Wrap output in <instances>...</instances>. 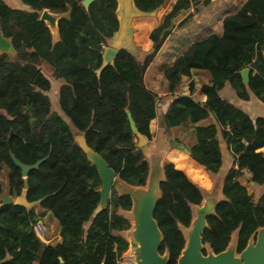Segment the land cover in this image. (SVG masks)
<instances>
[{
    "label": "trees",
    "instance_id": "obj_1",
    "mask_svg": "<svg viewBox=\"0 0 264 264\" xmlns=\"http://www.w3.org/2000/svg\"><path fill=\"white\" fill-rule=\"evenodd\" d=\"M192 1L198 0H176L149 39L154 42L170 18ZM167 2L134 0L143 12ZM28 5L31 10L0 0V32L15 49L13 56L0 53V198L4 193L15 197L23 187L12 153L24 164L42 159L26 175V199L39 203L29 209L13 203L0 207V264H120L128 248L120 232L130 223L119 211L130 210L131 197L112 186L105 208L91 219L99 201L100 178L74 141L71 127L83 134L119 180L143 186L148 162L136 147L127 112L136 130L150 139L149 123L160 98L145 86L143 73L161 44L142 59L120 49L113 63L97 74L103 46L117 29L116 0H92L87 7L82 0H34ZM44 8L68 14L57 21L60 39L53 46L48 27L39 19ZM263 51L264 0H245L236 12L223 17L220 34L191 43L163 69L166 92L173 98L162 115L164 125L184 130V140L176 141L197 165L216 174L222 165L217 125L198 124L211 112L233 159L222 178V196L202 232V243L213 253L228 246L233 232L239 253L264 228V190L253 194L240 181L247 172L254 186H264V117L252 118L219 95L228 81L240 99H247L249 90L264 103ZM41 63L59 81L58 106L70 125L51 108L47 95L51 83ZM245 67L247 83L239 73ZM195 70L209 74V81L199 87L203 102L193 100V81L188 93L179 92L182 78H191ZM162 173L153 217L162 235L159 252L167 254V264H175L185 245L181 227L190 225L192 206L202 202L203 194L172 162L162 164ZM46 212L59 224L60 241L54 244L39 239L33 228Z\"/></svg>",
    "mask_w": 264,
    "mask_h": 264
},
{
    "label": "water",
    "instance_id": "obj_2",
    "mask_svg": "<svg viewBox=\"0 0 264 264\" xmlns=\"http://www.w3.org/2000/svg\"><path fill=\"white\" fill-rule=\"evenodd\" d=\"M91 1L92 0H82V4L84 7H87ZM192 4L194 5V2ZM189 6L190 5H186L184 8L187 9ZM154 12L155 11L143 12L139 10L134 0H116L114 13L118 23L117 29L113 32L109 40V45L102 52V61L96 70L97 74H99L107 64L113 63L114 57L120 49H126L132 54L137 53V48L133 43V27L131 21L135 17L152 15ZM67 15L66 12L56 13L50 11L48 8H44L40 11L39 19L43 21L49 29L51 46L60 39L57 25L58 19L67 17ZM172 27L173 22L171 19L169 25L162 28L157 39L152 42V49H155L162 43L165 32L171 30ZM0 53H6L11 56L15 54V49L11 40L5 37L1 32ZM239 73L242 82L247 83L248 68H242ZM193 100L195 102L198 101L196 98H193ZM127 116L130 127L136 135V147L141 148L147 143V140L144 135L136 130L134 121L129 112H127ZM72 135L74 141L84 152L86 158L95 165L100 178V186L98 188L99 201L91 214V219H93L98 212L105 208L110 188L113 186L114 182H120L121 180L117 178L115 171L107 165L101 155L87 145L80 131L76 130ZM169 143L171 147L188 151L183 144L173 139H170ZM10 157L21 171L23 176V187L20 194L15 197H10L4 193L0 199V207L5 203H13L29 209L38 204L39 200L27 201L26 191L28 185L26 175L28 171L37 168L42 159H38L32 164H24L20 162L14 154L10 153ZM251 183L253 184L254 182L251 181ZM122 193L130 195L132 200L130 214L133 224L129 231L128 243L134 264H167V254L159 252L162 235L153 217V210L158 197V180L156 182V187L149 188L148 190H146L145 187L133 188L132 186H125ZM214 204L215 203H213L210 208H202L196 218L193 221L191 220L192 225L188 232L187 241H185V245L177 257L175 264H264V228L258 229L250 240L251 242L249 241L239 253L236 252L235 243L232 246L228 244L224 250L217 253H213L210 249V252L206 251L205 254L203 253V249L205 248L207 250L208 248L202 243V232L207 226L206 217L213 211Z\"/></svg>",
    "mask_w": 264,
    "mask_h": 264
},
{
    "label": "crops",
    "instance_id": "obj_3",
    "mask_svg": "<svg viewBox=\"0 0 264 264\" xmlns=\"http://www.w3.org/2000/svg\"><path fill=\"white\" fill-rule=\"evenodd\" d=\"M3 1L12 8L31 10L28 5V2L34 0H3ZM175 1L176 0H168L167 4L164 7L155 10L154 14L152 15L140 16L132 19L131 25L133 27V43L135 38L134 32L135 35L137 34V31L135 29L138 28V30H140L141 33L140 35L143 36V42L142 45L140 46V49H138L137 45L134 43V45L137 48V53L134 55L137 58L142 59L143 57L139 54V52L142 51L143 53L146 54V52L152 50L151 48L152 44H151V40L149 39V33L153 28L159 26L162 23L164 16L171 10ZM202 1L203 0L199 2L192 1L187 9L185 8L180 9L170 18V21L172 19L173 27L168 33V35L165 37V39L163 40L159 49L152 56L151 60L147 64L143 73V82L145 86L151 89L152 91H154L155 93H157L160 98V101L158 102L157 105L156 116L149 123L151 138L147 139L145 137L147 143L140 149H141L142 157L146 159V161L148 162V173H149V168L151 166V162L154 161V159L155 161L160 159L161 173L158 181L163 176L162 164L165 161L172 162L175 165V167L181 169L182 171H185L186 166L190 165V163H195L189 157L188 151L170 146L169 140L173 139L176 141L177 137L174 135V133L176 131H180V129L178 128L167 129L166 126L164 125L162 115L166 111L172 97L166 92V80L163 77V69L165 66L169 65L173 61V59L178 54H180L188 45L206 37L205 34H207L208 32L220 34L222 31L223 17L229 13L236 12L237 9L241 6V4L245 0H210V3L206 5H203ZM193 2L194 5L192 4ZM186 16L187 18H185ZM190 25L193 26L192 27L193 30H197L198 34L200 35L199 39L198 38L190 39V41H188L186 44L180 47V50L176 51L179 40H181V38L184 36L188 26ZM190 81H193L194 97L198 101L203 102L205 100V95L199 92V87L201 86V84L209 81V74L203 70H195L193 71L191 78L183 77L179 87L180 93L183 94L188 93V84ZM219 95L225 100L232 103L236 108L246 112L252 118H255L257 116L264 117V103L249 90H248V95H249L248 98L240 99L236 95L235 90L232 88L230 83L228 81H225L223 87L219 90ZM199 123L202 125L208 123H215L217 125V129H218L217 138L221 146L222 165L216 174H218L219 189L221 192L222 178L226 173V171L228 170V168L231 167L233 159L227 149L224 140L221 137L220 127L216 123L213 113L209 112L208 117L201 120ZM71 131L73 133L74 131H76V129L71 127ZM198 167L200 166L198 165ZM201 169L203 172L206 173V171L203 168ZM242 178H245L248 181V173L245 172L240 178V181L244 184ZM248 182L251 185H255L254 183L252 184L251 181ZM120 183L121 185L130 186V187L132 186L126 184L123 181H120ZM145 184L143 186H132V187L142 188L145 186ZM261 191L258 190L257 194H259ZM119 212L128 219L129 223L130 220L133 223L130 210L128 211L120 210ZM43 218L46 221L44 223L42 221ZM39 221H41L46 227V233H45L46 241L51 244L59 242L60 241L59 224L57 220L54 217H52L49 214V212H46ZM129 228L126 229L125 231L120 232L121 235L127 240V242L129 240ZM129 256H131V252L128 247L127 250L122 254V258L129 260L128 258Z\"/></svg>",
    "mask_w": 264,
    "mask_h": 264
},
{
    "label": "rangeland",
    "instance_id": "obj_4",
    "mask_svg": "<svg viewBox=\"0 0 264 264\" xmlns=\"http://www.w3.org/2000/svg\"><path fill=\"white\" fill-rule=\"evenodd\" d=\"M199 1H201V0H198V2ZM208 3H210V0ZM208 3H206V4H208ZM206 4L203 3V5H206ZM185 18H187V16ZM192 27L193 26H191V25L188 26L187 31L185 32L184 36L178 42V45H177L178 47H177L176 51L180 50V47L183 46L184 44H186L188 41H190V39H197V38L199 39L200 35L198 34L197 30H193ZM135 30L137 31V34L135 35V32H134V36H135L134 43L137 45L138 49H140V46L142 45V42H143V36L140 35L141 33H140V30H138V28ZM210 33H213V32H208L207 34H205V36L209 35ZM151 44H152V41H151ZM149 52L150 51L146 52V54ZM139 54L141 56H144L145 53H143L141 51V52H139ZM40 68H41L42 72L45 74V76L50 80V83H51V88L47 92V95L49 96L52 110L59 113L61 115V117L64 119V121L70 125L69 119L62 113V111L60 110V108L58 106L57 88L59 85V81L56 80L52 76V71L48 65H46L45 63H41ZM198 124H200V123H198ZM183 134H184L183 129H180V131H176L174 133V135L182 141L184 140ZM184 172H185V174H187V176L191 180L196 182L198 185L202 186L201 188H202L203 200H202L201 204L192 206V221H193L196 218V216L198 215V213L201 211L202 208L212 207L213 203L217 199L220 198L221 192L219 189V178H218V174L211 175L207 172L206 173L203 172L202 169L200 167H198V165H196L195 163H190V165L186 166ZM160 173H161L160 159L157 161H155V159H154V161L151 162V166L149 168V173H148V178H147L146 184L144 186L146 190H148L149 188H152V187H156V182L160 178ZM242 181L246 185L248 191L253 193V194H256L258 192V190L261 191L264 189L261 186L251 185L245 178H242ZM113 186L115 187V189L119 193H121L125 187L124 185H121V183L118 181L114 182ZM42 221H43V223L46 222L44 220V218ZM132 224L133 223L130 220L129 231L132 228ZM191 225H192V223L188 227H181V231L183 233L185 241H187L188 232L191 228ZM235 240H236V232H233L231 235L229 246L230 245L232 246L235 243ZM128 247H129V243H128ZM207 251H209V249H207ZM128 258H129V260L133 259V257H131V256H129Z\"/></svg>",
    "mask_w": 264,
    "mask_h": 264
},
{
    "label": "built area",
    "instance_id": "obj_5",
    "mask_svg": "<svg viewBox=\"0 0 264 264\" xmlns=\"http://www.w3.org/2000/svg\"><path fill=\"white\" fill-rule=\"evenodd\" d=\"M103 47H105V46H103ZM33 228H34L36 235L39 237V239H41L43 242L48 243L45 239L46 227L44 226V224L41 221H37L34 224ZM119 262H120V264H134L133 260L123 259L122 255L119 259Z\"/></svg>",
    "mask_w": 264,
    "mask_h": 264
},
{
    "label": "flooded vegetation",
    "instance_id": "obj_6",
    "mask_svg": "<svg viewBox=\"0 0 264 264\" xmlns=\"http://www.w3.org/2000/svg\"><path fill=\"white\" fill-rule=\"evenodd\" d=\"M179 143V142H178ZM187 175V174H186ZM197 184V183H196ZM198 185V184H197ZM203 200V199H202ZM201 204V203H200Z\"/></svg>",
    "mask_w": 264,
    "mask_h": 264
}]
</instances>
